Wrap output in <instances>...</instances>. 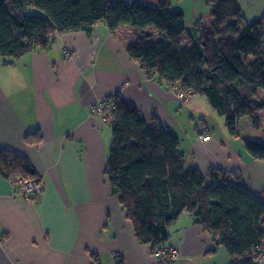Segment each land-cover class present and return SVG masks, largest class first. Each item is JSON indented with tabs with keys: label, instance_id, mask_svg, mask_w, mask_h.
<instances>
[{
	"label": "crops",
	"instance_id": "0c3cea01",
	"mask_svg": "<svg viewBox=\"0 0 264 264\" xmlns=\"http://www.w3.org/2000/svg\"><path fill=\"white\" fill-rule=\"evenodd\" d=\"M236 1L247 21L260 16L254 0ZM134 34L128 26L112 33L100 24L91 34L57 35L14 62L0 59V150L27 159L41 179V193L23 197L0 176V264H92L93 257L100 264H156L104 174L111 129L90 107L115 94L176 135L186 166L206 179L236 173L230 181L264 197V162L246 153L243 140L250 138L241 121L233 138L206 98L181 101L148 78L126 52ZM35 132L41 142L27 144ZM212 246V236L187 214L169 228L166 248L178 252L172 264H217L206 255Z\"/></svg>",
	"mask_w": 264,
	"mask_h": 264
},
{
	"label": "trees",
	"instance_id": "16d2710c",
	"mask_svg": "<svg viewBox=\"0 0 264 264\" xmlns=\"http://www.w3.org/2000/svg\"><path fill=\"white\" fill-rule=\"evenodd\" d=\"M175 1L180 0H157L150 7L137 0H0V59L19 60L60 34H91L100 24L114 33L128 26L135 34L126 52L148 78L177 94L206 98L233 138L245 118L259 130L264 14L247 21L236 0H208L207 26L197 20L187 29L183 13L171 10ZM28 8L42 16L27 14ZM184 34L190 46L182 44ZM106 101L111 140L104 174L136 241L150 249L156 264H172L156 254L166 248L169 228L182 214L212 236L206 255L222 248L229 264H257L264 256V197L230 181L236 173L206 179L186 166L178 138L156 117L145 121L119 94ZM25 142L38 145L40 136L28 134ZM243 144L253 160L264 162V144L248 139ZM0 176L16 189L38 178L27 159L6 150H0ZM92 264L99 259L93 257Z\"/></svg>",
	"mask_w": 264,
	"mask_h": 264
},
{
	"label": "rangeland",
	"instance_id": "374dc122",
	"mask_svg": "<svg viewBox=\"0 0 264 264\" xmlns=\"http://www.w3.org/2000/svg\"><path fill=\"white\" fill-rule=\"evenodd\" d=\"M127 1H132V0H127ZM137 1L144 3L150 7H154L157 2V0H137ZM254 2H255V5L253 6L261 10L260 16L263 15L264 14V0H254ZM171 10L183 13L186 28L194 29L195 22L197 20L202 21L203 27L207 26L209 22V14L211 11V6L208 0H180V1H175L172 3ZM27 14L42 16V14L39 11L32 9V8L27 9ZM182 44L185 46L187 44H191L188 41L185 34L182 37ZM63 54L68 55L69 51L64 49ZM90 112H91V107H90ZM258 118L260 119V124H261V128L259 130H255L252 128L251 120L248 118L241 120V129H242V133L248 136V138H250L249 140L260 143V142H263L262 140L264 139V111L258 114ZM212 256L216 257V259L214 260L217 262V264H220V260L222 259L224 260L228 259L227 254L222 248L218 249L215 254L209 257H212Z\"/></svg>",
	"mask_w": 264,
	"mask_h": 264
},
{
	"label": "built area",
	"instance_id": "2783aa9c",
	"mask_svg": "<svg viewBox=\"0 0 264 264\" xmlns=\"http://www.w3.org/2000/svg\"><path fill=\"white\" fill-rule=\"evenodd\" d=\"M189 96L183 95L178 92V98L181 101H185ZM110 104L106 100L96 102L91 106V113L101 117L103 121L107 120L105 109L109 108ZM209 137L203 139V141L209 140ZM41 179L38 177L35 181L19 182L20 188H18L17 194L19 196H38L41 193ZM156 257H164L170 261H175L178 258V252L173 248H165L156 254ZM257 264H264V256L260 257Z\"/></svg>",
	"mask_w": 264,
	"mask_h": 264
}]
</instances>
